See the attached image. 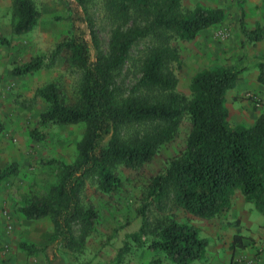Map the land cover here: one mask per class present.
<instances>
[{
	"label": "trees",
	"instance_id": "obj_1",
	"mask_svg": "<svg viewBox=\"0 0 264 264\" xmlns=\"http://www.w3.org/2000/svg\"><path fill=\"white\" fill-rule=\"evenodd\" d=\"M74 1L81 8L90 40L74 32L57 44L50 62L46 56H35L16 65L12 74L33 73L52 66L58 58L78 68L81 80L71 101L55 81L36 90L48 108L40 114L41 127L33 128L30 135L43 140L47 133L41 128L78 123L85 124L84 135L74 162L49 161L61 168V178L49 194L33 196L19 210L29 220L51 218V241L63 248H78L100 220L97 208L82 202L86 181L96 177L103 192L118 190L123 184L118 167L143 168L177 137L183 117L189 115L192 126L185 148L152 176L137 207L139 225L125 233L127 239L115 259L121 261L131 242L136 248L162 251L177 264L201 259L209 241L200 236L197 226L179 221L174 214L150 219L148 211L153 207L165 213L174 205L198 217L222 216L240 190L264 212V114L251 126L233 125L226 105V94L243 68L204 69L192 79L191 96L178 90L175 65H181L182 57L176 41L194 40L202 30L224 22L226 11L201 5L186 9L182 0H102L112 25L108 47L103 49L89 12L94 0ZM242 14L245 42L263 40L264 28L257 25L249 30ZM39 19L34 0H12V34L32 31ZM70 19L72 28L78 29L75 15ZM0 42L9 40L0 35ZM258 67V80L264 84V58ZM18 172L17 162L0 168V183ZM77 222L82 227L79 237L73 227ZM241 240L237 234L233 246L242 245ZM21 246L29 253L43 250L26 242ZM161 262L156 258L149 264Z\"/></svg>",
	"mask_w": 264,
	"mask_h": 264
},
{
	"label": "rangeland",
	"instance_id": "obj_2",
	"mask_svg": "<svg viewBox=\"0 0 264 264\" xmlns=\"http://www.w3.org/2000/svg\"><path fill=\"white\" fill-rule=\"evenodd\" d=\"M34 1L40 11L37 26L32 31L16 35L12 34L11 27L12 0H0V34L9 40L7 44L0 42V123L3 125L0 130V168L13 162L19 163L18 174L0 183V264H132L135 260L147 264L156 258L163 259L166 255L164 252L149 249L139 258L140 251L145 247L136 248L134 242H131V248L123 254L121 261H116L115 256L127 239L125 233L135 230L139 225L137 207L152 176L166 168L169 160L185 148L192 126L189 115L183 117L177 137L162 146L153 160L143 168L118 167L117 173L123 181L118 190L103 192L96 177L86 181L82 202L85 206L94 205L100 213V220L85 244L75 249L56 246L51 241L54 234L51 218L29 220L20 212V207L33 196L48 195L52 186L59 182L61 168L49 161L74 162L79 152L78 142L83 138L85 129L84 123L56 124L41 128L47 133L43 140H36L30 135L33 128L41 127L40 114L48 108V102L35 95L36 90L55 81L68 101H71L76 96L81 71L69 66L61 58L50 67L26 75H13L12 69L39 55L46 56L47 62H50L57 44L74 32L90 40L87 23L82 20L81 8L74 0ZM245 1L182 0V4L186 9L198 5L223 7L226 11L225 20L229 16L231 23L237 25L238 17H241L237 12L243 11ZM69 4L73 10H69ZM89 12L95 19L101 47L107 49L112 25L104 13L103 1L90 2ZM70 15H75L78 29L72 28ZM224 29L213 33L212 36L217 39L214 38L216 41L210 46L197 38L176 41L182 57L181 65H175L181 93L191 96V83L195 74L221 65L223 58L218 51L227 47L222 42L233 34L230 26L226 25ZM225 58L229 60V54ZM162 214H174L179 221L189 220L186 212L174 205H170L165 213H159L153 207L148 211L150 219ZM189 215L193 222L200 218ZM73 227L75 235L79 237L81 225L77 222ZM23 242L43 250L29 253L21 246Z\"/></svg>",
	"mask_w": 264,
	"mask_h": 264
},
{
	"label": "crops",
	"instance_id": "obj_3",
	"mask_svg": "<svg viewBox=\"0 0 264 264\" xmlns=\"http://www.w3.org/2000/svg\"><path fill=\"white\" fill-rule=\"evenodd\" d=\"M237 14L244 15V22L249 30L255 29L257 25L264 28V0H246L243 11ZM238 19L237 25L232 24L228 16L224 22L202 30L197 40L210 46L216 41V37L212 36L216 30L225 31L226 25L232 28V36L222 42L227 47L218 51L223 58L221 65L243 68L235 86L226 94L229 122L233 125L251 126L264 114V84L258 80V63L264 58V39L246 43L241 27H238L241 17ZM227 54L229 60L225 58ZM249 93L255 94L263 103L255 104L253 98L248 96ZM186 214L189 220L180 221L195 224L199 228L200 236L209 241L204 257L190 264H264V212L258 208L255 199L247 198L239 190L233 196L229 211L222 216L200 217L193 222L191 215L187 212ZM237 234L242 235V245L233 246ZM145 250L147 248L140 251L139 258ZM132 264L144 263L135 260ZM159 264L177 263L165 255Z\"/></svg>",
	"mask_w": 264,
	"mask_h": 264
},
{
	"label": "built area",
	"instance_id": "obj_4",
	"mask_svg": "<svg viewBox=\"0 0 264 264\" xmlns=\"http://www.w3.org/2000/svg\"><path fill=\"white\" fill-rule=\"evenodd\" d=\"M248 96L252 97L257 104H262L263 103V101L259 97H257L255 94H253V93H249Z\"/></svg>",
	"mask_w": 264,
	"mask_h": 264
}]
</instances>
